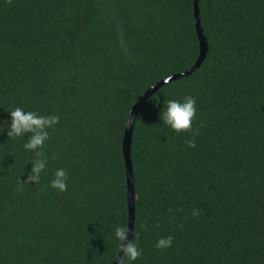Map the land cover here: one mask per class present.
Masks as SVG:
<instances>
[{
    "label": "trees",
    "instance_id": "trees-1",
    "mask_svg": "<svg viewBox=\"0 0 264 264\" xmlns=\"http://www.w3.org/2000/svg\"><path fill=\"white\" fill-rule=\"evenodd\" d=\"M199 9L204 63L136 120L134 264H264V0ZM199 53L194 0H0V127L16 107L60 117L42 157L0 128V264H113L115 228L128 226L129 112ZM186 96L197 117L178 134L160 116ZM39 158L40 182L23 184ZM59 168L64 193L50 187Z\"/></svg>",
    "mask_w": 264,
    "mask_h": 264
},
{
    "label": "clouds",
    "instance_id": "clouds-1",
    "mask_svg": "<svg viewBox=\"0 0 264 264\" xmlns=\"http://www.w3.org/2000/svg\"><path fill=\"white\" fill-rule=\"evenodd\" d=\"M172 79L167 77L165 82ZM150 102L159 104V94L152 97ZM197 101L193 96H186L183 100L168 99L165 101L160 119L164 125L176 133L191 132L193 122L197 117ZM11 122L7 127L3 128V132L7 131L8 137L12 139L24 137L27 135V142L23 145L24 150L35 152L38 157H42V149L45 143L50 139L49 129L54 128L60 122L58 115H41L37 111H26L24 108L16 107L9 111ZM129 125L132 123L128 121ZM2 132V133H3ZM188 148L196 147L195 138L186 141ZM31 172L27 175V180L23 184H38L41 180V174L47 168V158L36 159L33 163ZM50 187L58 193H64L68 190V173L65 169L59 168L55 171L53 178L50 181ZM193 216H198L199 211L194 210ZM133 239L128 240L129 226L115 228V239L120 242L119 253L123 252V257L119 254L116 257L118 264H134V262L142 255V250L139 247V236L136 231L132 233ZM173 236L166 238L162 237L157 242L155 247L160 250L168 249L173 245Z\"/></svg>",
    "mask_w": 264,
    "mask_h": 264
},
{
    "label": "water",
    "instance_id": "water-1",
    "mask_svg": "<svg viewBox=\"0 0 264 264\" xmlns=\"http://www.w3.org/2000/svg\"><path fill=\"white\" fill-rule=\"evenodd\" d=\"M194 19H195L196 32L199 40V48H200L199 57L195 65L190 70L184 73L171 76L172 79L170 81L165 82L166 79H164L158 82L157 84H155L149 90H147L145 94L139 99V101L132 107L127 118L125 133L123 138V155H124V162H125V168L127 174V205H128V226H129L128 240L129 241L132 239L133 236L132 233L134 232L135 220H136V189H135L134 167L132 161V142H133V134H134L136 120L145 103L155 93H157L161 87L178 79L192 75L204 63L209 51V45L201 25L199 0H194ZM129 120L132 122L130 125L128 122ZM118 254L120 257H123V252L120 253L118 252ZM113 264H118L116 258Z\"/></svg>",
    "mask_w": 264,
    "mask_h": 264
}]
</instances>
